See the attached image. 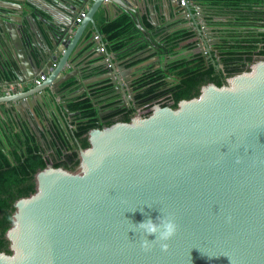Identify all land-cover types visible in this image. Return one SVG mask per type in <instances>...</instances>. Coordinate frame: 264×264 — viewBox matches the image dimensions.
<instances>
[{
	"label": "water",
	"instance_id": "95a60500",
	"mask_svg": "<svg viewBox=\"0 0 264 264\" xmlns=\"http://www.w3.org/2000/svg\"><path fill=\"white\" fill-rule=\"evenodd\" d=\"M190 2L180 19L200 18L213 44L214 30ZM102 5L121 8L152 40L127 0H71L58 18L34 13L27 23L0 10V70L27 87L4 100L13 120L3 115V129L12 121L23 128L19 112L34 130L39 114L49 118L52 126L40 130L46 142L53 126L69 131L68 120L81 114L69 103L85 90L82 74L64 67L86 46L77 51L88 40L85 20L93 23ZM99 50L103 58L105 46ZM114 61L98 63L111 85L129 69ZM41 74L46 79L34 85ZM88 140L78 172L49 165L36 174V192L17 200L6 232L12 253L0 251V264H264V60L221 87L204 86L176 109L158 106L150 116L91 129ZM162 213L174 218L177 232L167 251L155 245L145 252L135 225Z\"/></svg>",
	"mask_w": 264,
	"mask_h": 264
},
{
	"label": "flooded vegetation",
	"instance_id": "af4514ba",
	"mask_svg": "<svg viewBox=\"0 0 264 264\" xmlns=\"http://www.w3.org/2000/svg\"><path fill=\"white\" fill-rule=\"evenodd\" d=\"M254 8L264 11L261 4L255 5ZM206 21L216 36L213 44L208 42L207 33L204 32L205 27L198 17L196 21L187 22L185 19H180L176 24L170 25L165 22L155 26L153 32L149 30L151 41L141 33L130 45L133 46L136 42H139L136 46L141 45V40L148 41L147 45L135 48L136 50H131L132 52L129 54V57L133 56L130 60L141 59V61L130 65L136 66L133 71H123L124 77H120L119 83L112 82V96L101 99L103 96L91 94L82 98H89L92 102L96 109L98 126H108L107 123L111 120L115 124L123 121L126 117L131 120L137 117H147L153 114L158 106L164 104L171 107L177 102L179 105L184 100H178L180 96L191 91L185 80L186 76L183 75L186 67H189L190 70L201 71L203 75L201 81L209 79L212 75L210 72H215L214 77L217 80L224 78L227 82L230 76L224 77L223 74L230 65L237 64L236 60L234 61L232 58L250 55L246 62V67L250 69L259 61L264 60V55L260 53L261 50H264V14L250 16L246 21H242L244 23L236 20L222 22L221 20L206 19ZM179 30L191 31L197 42L190 49L172 52L165 44L164 37L166 34ZM157 35L160 37L155 39ZM153 43H156L157 46H152ZM126 48L124 49L126 50ZM158 55H160L161 61L157 60ZM143 62H147V64L140 65ZM112 66L118 71L116 64L112 63ZM124 78L130 80L126 82ZM207 81L200 84L201 92L204 86L214 84ZM72 111H80L81 114L73 119L76 127L70 128L69 131L66 130L65 134H62L64 147L55 146L53 129H50L53 138L48 139V142L44 139L46 143L41 149L48 158L47 167L66 161L67 157L74 153H77L76 159L79 160L77 167L80 165L81 150L86 147H82L81 139L77 137L76 133L79 125L88 124L89 119L84 117L81 110ZM83 138L88 139V133L83 135ZM5 150L8 151L11 148L6 147ZM59 153L62 154L60 157Z\"/></svg>",
	"mask_w": 264,
	"mask_h": 264
},
{
	"label": "trees",
	"instance_id": "16d2710c",
	"mask_svg": "<svg viewBox=\"0 0 264 264\" xmlns=\"http://www.w3.org/2000/svg\"><path fill=\"white\" fill-rule=\"evenodd\" d=\"M261 1L262 0H216L215 11L219 16H229L230 21L236 20L240 23H244L242 21H246L250 16L264 14V11L254 8V6L260 4ZM136 25V21L126 13L104 25L103 32L108 34V37L114 42V51H121L136 40L141 34ZM144 26L152 32L156 28L154 23L150 20H144ZM164 42L172 52H178L192 48L194 43L197 42V39L193 37L191 31L179 30L166 34ZM143 46L144 45H140L138 48H142ZM260 53L264 55V50H261ZM249 58L250 55L232 58L234 61L236 60L237 64L230 65L223 74L224 77L249 71L250 68L246 67V62ZM135 62L136 61L132 62V64ZM210 73L212 75L207 80L218 87L226 84L224 78L217 80V78L214 77L216 73ZM183 75L186 76L185 80L191 88V91L181 95L178 100H188L198 97L201 93L200 84L208 81L206 79L201 81V77L203 76L201 71L194 69L190 70L189 67H186L183 71ZM69 106L71 110H81L84 117L89 119L88 124L79 125L76 133L77 137L81 139L82 147L87 148L90 146V142L87 138H83V135L87 134L91 129L101 127V125L98 126L97 123L96 109L93 107L89 98L71 102ZM163 106H167V104ZM171 107L176 109L178 103L172 104ZM123 121L130 122L131 119L126 117ZM113 123L114 121L111 120L107 125L111 126ZM52 129L53 132H55V146L64 147L62 138L63 132L61 129L59 127L57 129L55 126H53ZM23 139L24 140L21 139L20 135H15V146L11 147L10 145L11 150L6 151L4 141L0 138V251H4L8 254H11L12 250L10 249V241L6 238V232L13 225V215L16 210L15 203L18 199L30 196L36 192L37 184L35 176L37 172L45 169L48 163V158L41 149L43 146L35 139L34 134L25 132ZM61 155L62 154L59 153V157ZM76 156L77 153H74L68 156L66 161L60 162L54 167L74 170L79 164V160L76 159Z\"/></svg>",
	"mask_w": 264,
	"mask_h": 264
},
{
	"label": "crops",
	"instance_id": "0c3cea01",
	"mask_svg": "<svg viewBox=\"0 0 264 264\" xmlns=\"http://www.w3.org/2000/svg\"><path fill=\"white\" fill-rule=\"evenodd\" d=\"M191 0H188L185 6L181 5V1L179 4V8L174 7L171 9L169 3L170 0H140V6H137L134 0H127L128 3L133 4L134 8L138 10V16L140 17V21L142 24H144V20H150L152 23H154V20H156L158 23H169L170 25L176 24L179 20L181 15L183 13H186L185 10L183 11V8H187L190 5ZM197 2V5L193 7V14L195 17L203 16L207 20H221L222 22H228L230 21L229 16H219L216 14V0H195ZM262 3V4H261ZM261 6L264 9V0L261 1ZM71 4L70 1L65 0H0V10L2 12H5L6 14L12 16L13 18H21L25 23L28 22L27 16L31 14V16L34 18L35 14H42L44 16H47L48 19L52 18H58V16H61L59 13L62 12L61 8L63 7L68 8ZM177 6V5H176ZM89 5L82 11H87ZM121 8L119 7H112L111 5L106 9L102 5L95 13L94 15V22H89V18L86 19L85 25H84V34L88 38V40L83 43L82 46L79 47L77 51H79L83 46L84 49H82L77 55L73 56L71 58L72 62H68L66 66L64 67V71L67 73L69 71H75L78 70L82 74L83 83L81 90H85L84 94H82L80 97L75 98L70 101L75 102L83 97H88L91 94H97V96H103L101 99L108 98L112 96V85L110 84V79L108 78L109 73L106 71V65L103 67H99L98 63L102 61H106V59H109L112 62V59L114 62L117 63V60L120 61H126L127 66H130L132 62L138 61L140 62L141 59H133L130 60L129 54L132 51H135V48H138V46H127L126 50L121 51H114L113 49V43L112 39L108 37V34L103 32L104 25L112 22L116 18L120 17L122 14H125ZM38 14L36 17L38 18ZM128 14V13H126ZM134 17L137 14H133ZM185 18V17H183ZM219 18V19H217ZM32 20V18H30ZM40 24H44V21L39 19ZM83 23V22H82ZM95 35H99L100 38L96 40L94 38ZM160 36H156L155 39H158ZM143 38V37H142ZM94 39V40H92ZM103 40V41H102ZM141 45L146 46L148 41H140ZM146 44V45H145ZM106 55L103 58H100L99 56L102 54V51L99 50V47H104ZM134 49V50H133ZM132 50V51H131ZM109 53H108V52ZM117 55L118 57H116ZM6 60V59H5ZM1 62V61H0ZM113 63V64H116ZM142 64H147V62H143ZM7 67L10 69V66L7 64ZM135 67L130 66L128 71H133ZM2 69V68H0ZM3 71V70H2ZM0 70V122L2 121L3 117H8L12 119L10 113L4 114L5 109H7V103H5L9 98H16L21 94V91L27 90V87H23V84L17 89L18 85V78H16L15 74L10 76H6V74L2 73ZM126 72L125 70H123ZM129 75V74H128ZM40 76V75H39ZM37 76V77H39ZM36 77V78H37ZM9 81V82H8ZM16 81V83H15ZM91 91V92H90ZM110 92V93H109ZM17 93V94H15ZM44 93V92H43ZM14 94V95H12ZM45 98V97H44ZM58 101L61 102L59 97H57ZM17 117L19 120H21L20 124H22L23 128L20 129L17 126V123L12 121V124L7 127L6 129L2 128V125L0 124V138L4 141V146L6 147H13L15 146L14 136L20 135L21 139L24 140L25 132H28V134H34L35 139L38 140V142L45 146V136L40 135V130L46 128L47 126H52V122L48 120L49 118H44L42 115L44 113L39 114V120L36 121V128L33 129V126L31 124H27V117L24 115H19V112H17ZM13 120V119H12ZM24 121V122H23ZM68 124L70 128H75V122L71 119L68 120ZM43 137V138H42Z\"/></svg>",
	"mask_w": 264,
	"mask_h": 264
},
{
	"label": "clouds",
	"instance_id": "9594fccd",
	"mask_svg": "<svg viewBox=\"0 0 264 264\" xmlns=\"http://www.w3.org/2000/svg\"><path fill=\"white\" fill-rule=\"evenodd\" d=\"M136 229L140 230L141 250L147 252L155 245H159L161 251H167L169 248L170 241L177 232V224L174 218L162 213L161 216L157 217L155 221L151 218L136 224ZM149 236H154L155 239H148Z\"/></svg>",
	"mask_w": 264,
	"mask_h": 264
},
{
	"label": "built area",
	"instance_id": "2783aa9c",
	"mask_svg": "<svg viewBox=\"0 0 264 264\" xmlns=\"http://www.w3.org/2000/svg\"><path fill=\"white\" fill-rule=\"evenodd\" d=\"M180 1H181V5H183V6H185L186 3L188 2V0H180ZM86 15H87V11L86 10L85 11H81L79 16L77 17L76 21L77 22H82V20L86 17ZM99 38H100L99 35H95V39L96 40H98ZM106 60H107V62H109V59H106ZM45 79H46V75L45 74H41L39 77L34 78L32 82H33L34 85H40L42 83V81L45 80ZM27 83L29 85V82H27ZM21 84H23V83H18V87H20Z\"/></svg>",
	"mask_w": 264,
	"mask_h": 264
},
{
	"label": "rangeland",
	"instance_id": "374dc122",
	"mask_svg": "<svg viewBox=\"0 0 264 264\" xmlns=\"http://www.w3.org/2000/svg\"><path fill=\"white\" fill-rule=\"evenodd\" d=\"M74 170L78 172L80 170L79 166L75 168Z\"/></svg>",
	"mask_w": 264,
	"mask_h": 264
}]
</instances>
